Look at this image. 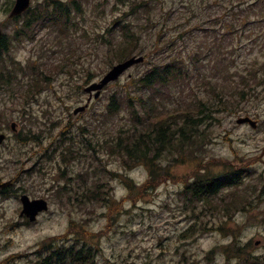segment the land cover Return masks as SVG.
<instances>
[{
    "label": "rangeland",
    "instance_id": "1",
    "mask_svg": "<svg viewBox=\"0 0 264 264\" xmlns=\"http://www.w3.org/2000/svg\"><path fill=\"white\" fill-rule=\"evenodd\" d=\"M51 1L32 0L30 12L11 21L15 0H0V25L10 49L0 74L12 78L0 94V132L8 136L0 146V188L8 190L3 195L0 190V264H35L43 243L78 246L83 241L92 246L95 264H264V8L240 10L241 0H75L77 5L59 0L69 5L67 16L53 10ZM147 1L152 21L142 10L131 15L134 6ZM28 20L32 23L24 28ZM123 24H134L142 35L144 62L74 115L88 100L85 88L119 62L112 49L122 40ZM229 26L236 29L228 31ZM172 44L174 50L167 47ZM178 52H198L202 74L196 71L184 83L155 92L162 110L155 117H163L164 109L186 113L204 96L215 99L211 91L222 84L215 75L219 71L234 76L253 70L251 82L261 78L263 84L260 98L238 109L232 98L230 105L215 99L212 119L201 127L202 145L183 161L164 162L174 177L165 176L140 194L146 169L127 171L109 148L122 131L134 128V107L122 96L134 92L132 82L151 63ZM37 77L50 83L31 101L19 103L15 95ZM115 96L122 106L111 114L108 104ZM133 103L142 116L139 100ZM241 118L257 121V128L239 125ZM27 134L37 140L23 143L15 137ZM225 166L243 170L242 184L221 190L214 200L190 203L186 181L203 170L221 173ZM116 176H128L135 192L130 194ZM97 182L106 185L94 195ZM243 193L248 196L237 199L240 207L229 205ZM21 194L48 202V211L35 223L20 217ZM93 196L107 203L90 201ZM226 206L232 209L224 212Z\"/></svg>",
    "mask_w": 264,
    "mask_h": 264
},
{
    "label": "trees",
    "instance_id": "2",
    "mask_svg": "<svg viewBox=\"0 0 264 264\" xmlns=\"http://www.w3.org/2000/svg\"><path fill=\"white\" fill-rule=\"evenodd\" d=\"M74 5H77L75 0ZM52 9L60 12L62 15H70V7L64 6L60 1H51ZM260 6L264 8V0H241L237 1V8L243 11H249L255 7ZM140 8L133 7L131 15L137 16L142 10L146 14L147 21H152L154 11L152 5L143 2L139 6ZM139 9V11H138ZM232 13V11H230ZM234 14L238 12L233 11ZM68 23V22H67ZM243 24V22H240ZM245 25H248L246 23ZM27 27V26H25ZM228 31H234L236 28L228 27ZM122 40L114 46L112 49L113 59L116 61H122L126 58L133 56L136 52H144L142 49L143 37L138 30L135 29L134 24L131 26L123 24L121 28ZM160 41H158L159 43ZM174 40L172 41V43ZM114 44L113 42H111ZM160 46L156 44L154 49H158ZM175 49L174 44L171 46ZM141 48V50H140ZM9 42L4 37L0 43V62L3 59V55L9 52ZM2 54V56H1ZM149 56V54H147ZM219 62H222L218 60ZM150 64V63H148ZM1 66V64H0ZM196 71L198 74H202V68L200 65V57L198 52L188 53L187 56H182L181 52H178L175 56L164 57L163 59L151 63L144 73L132 82L134 92L127 96L125 93L122 99L129 98V106L134 107L133 116L135 120L134 128L127 134L122 131L115 139L114 143L109 147L113 156H116L123 163V166L127 171H132L136 167H143L148 172V180L140 186V194L149 192L150 189H154L156 182L161 178H173L174 176L169 172L170 169L167 166L162 165L164 162L183 161L193 149L199 148L202 145L204 139L203 131L201 127L208 120L212 119V112L214 111V100H219V103L224 105L232 103L238 109L242 104L248 103V101H257L260 98V92L258 87L263 84L260 83V79L254 81L255 74L253 70L248 71L247 74H234L229 75L224 71H219L217 75L222 84L212 86V93L215 95V99L208 97H202L200 101H195L193 104L187 106L183 114H180L178 110H165L164 116L159 118L161 109H159L154 99V93L164 91L165 88L180 85L187 79L193 78ZM254 77V78H252ZM42 78V76H41ZM36 78L30 88L24 90L22 93L15 95V98L19 103L23 101H31L35 95L39 92L40 88L45 87L49 82L48 78ZM263 81H264V77ZM11 75L5 77L0 74V94L8 89L11 84ZM261 81V82H263ZM45 84V85H44ZM36 88V89H35ZM35 89V90H34ZM36 91V93H35ZM227 92L230 97L223 93ZM232 92V94H231ZM113 99L108 104V110L111 114H117L122 106L121 97H112ZM212 102H208V100ZM133 100H139L140 105L144 109V114L141 116V112L135 107ZM218 103V105H219ZM20 106V105H19ZM25 109L26 106H23ZM226 109V107L224 108ZM26 110V109H25ZM146 114V116H145ZM18 141L27 143L35 140H30L27 135H18ZM37 140V139H36ZM35 140V141H36ZM243 170H236L234 168L225 166V170L221 173L214 174L210 169L208 171L203 170L199 177L195 178L193 182L191 179L186 181L184 191L190 197V203L194 201H209V199L216 198L224 188H233L240 185L244 179ZM120 179L125 188L128 189L130 194L135 192V187L132 181L128 179V176H116ZM106 183L97 182L95 187L91 189L92 194L100 193L101 188L105 187ZM64 186L63 188H66ZM5 192V191H4ZM246 194L235 198V201H231L229 205L234 208L241 206L242 201H237L242 197L245 199ZM95 196L91 197L90 201H93ZM106 202V199L96 200L93 202ZM102 203V202H101ZM198 204V202H195ZM104 204V203H102ZM245 207V204L244 206ZM232 209L231 206H226L223 211L229 212ZM72 229V226L70 227ZM200 229H196V232ZM51 244L43 243L42 248L38 252V257L35 264H95V257L92 253V246L83 241L81 245L65 246L58 244L53 246Z\"/></svg>",
    "mask_w": 264,
    "mask_h": 264
},
{
    "label": "water",
    "instance_id": "3",
    "mask_svg": "<svg viewBox=\"0 0 264 264\" xmlns=\"http://www.w3.org/2000/svg\"><path fill=\"white\" fill-rule=\"evenodd\" d=\"M30 1L29 0H18L17 4L11 14V16L20 15L23 11L27 10L29 7ZM1 36V31H0ZM143 62V58H132L125 63L119 64L115 66L100 83H95L88 87L85 91L87 93H91L93 91H97L95 94V98L100 96L101 90L108 85L110 82L115 81L119 78V76L126 71L129 67L133 66L134 64ZM91 100V99H90ZM89 100V101H90ZM87 105L83 107L77 108L74 113L78 114L80 112L85 111ZM239 124L243 123H250L253 127H256V123L250 120L249 118L240 119L238 121ZM14 128V125H13ZM5 140L4 135H0V145ZM23 204V211L22 216L26 215L31 222H34L37 219L39 213L44 212L48 209V204L44 200H33L31 201L28 196L24 195L21 198Z\"/></svg>",
    "mask_w": 264,
    "mask_h": 264
},
{
    "label": "flooded vegetation",
    "instance_id": "4",
    "mask_svg": "<svg viewBox=\"0 0 264 264\" xmlns=\"http://www.w3.org/2000/svg\"><path fill=\"white\" fill-rule=\"evenodd\" d=\"M14 6V5H13ZM24 16V15H23ZM0 43H1V41H0Z\"/></svg>",
    "mask_w": 264,
    "mask_h": 264
}]
</instances>
